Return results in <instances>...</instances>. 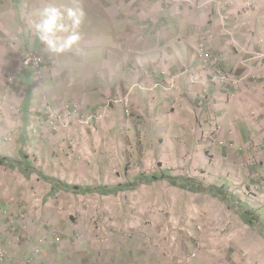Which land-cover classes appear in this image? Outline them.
Masks as SVG:
<instances>
[{
	"label": "crops",
	"instance_id": "1",
	"mask_svg": "<svg viewBox=\"0 0 264 264\" xmlns=\"http://www.w3.org/2000/svg\"><path fill=\"white\" fill-rule=\"evenodd\" d=\"M49 2L83 9L79 51L74 48L52 54L33 35L29 28L30 14ZM161 3V0H0V92L7 79L15 77L8 103L21 106L26 129L32 127L33 107L40 105L32 70L19 73L22 60L29 53L44 58L46 94L59 113L66 105L75 104L95 114L106 100L125 98L134 85L146 88L163 82V73L174 76L189 70L204 83L193 86L188 80L182 81L178 92L170 98L159 93L134 92L130 97L132 120L136 121L139 115L143 117L141 122L161 128V120L155 119L159 111L167 116L169 106L178 103L181 112L168 124V131L176 130L178 142L172 145L175 150L169 154H174L177 160L183 156L185 170L222 168L236 175L241 169L250 189L259 186L254 190L257 196H247L248 201L241 202L240 215L235 198L222 197V190H213L210 198L218 197L227 210L220 212L215 205L209 211L210 218L221 214L230 222L227 226L212 225L202 233L193 227L166 229L169 232L161 233L159 240L165 243L178 239L180 246L169 257L165 252L138 244L102 250L89 247L60 250L48 245L35 264H264V0H256L253 5L248 0H229V8L221 12L209 7L198 13L184 5L162 12ZM223 17L227 18L224 23ZM202 46L220 58L219 68L224 72L245 79L243 85L232 89L213 84L212 74L204 71L197 59ZM70 83L73 87L69 91ZM212 127L218 130L216 136L211 135ZM201 138L203 142L197 144ZM20 155L21 151L15 162L2 154L0 159L5 160L0 166L21 171L19 174L26 179L25 167L28 170L33 162ZM256 158L260 159L258 163ZM38 180L37 187L42 188L43 181ZM137 181L147 182L143 178ZM182 181L185 185L172 181L170 186L204 191L203 179ZM222 234L226 236L218 237ZM13 235V232L4 235L8 246L12 245L9 238ZM34 247L29 250L18 247L20 260H31ZM193 255L196 260L189 261Z\"/></svg>",
	"mask_w": 264,
	"mask_h": 264
},
{
	"label": "rangeland",
	"instance_id": "2",
	"mask_svg": "<svg viewBox=\"0 0 264 264\" xmlns=\"http://www.w3.org/2000/svg\"><path fill=\"white\" fill-rule=\"evenodd\" d=\"M188 1L191 4L186 5L193 13L209 7L218 12L229 8V0H218L223 2L220 8L209 5L210 0ZM248 1L250 5L256 2ZM226 20L223 17L221 21L224 23ZM151 86L146 88L150 89ZM72 87L73 83L67 85L69 91ZM7 88L6 85L0 95ZM36 88L40 105L33 107L32 112L35 114L31 115V126L38 128V135L31 134L30 126L23 128L20 105L10 102L0 111V157L3 154L6 159L12 158L18 162V152L21 151V158L33 162L28 170L25 167L26 179L19 174L21 171L0 166V235L5 239L7 232L14 234L9 238L13 246L7 245L11 264H29V261L20 260L18 247L29 250L35 246L36 240L44 237L50 246L60 250L73 247L102 250L138 244L150 250L165 252L169 257L180 246H172L170 240L165 243L159 240L162 238L161 233L169 232L166 229L193 227L202 233L212 225L227 226L230 222L221 214L218 218H210L209 211L215 205H218L220 212L227 210L218 197L210 198V190L212 193L213 190H222V197L228 195L231 199L235 198L240 215L241 202L248 201L247 196H257L254 190L259 186L250 189L241 169L236 175L235 172L226 173L222 168L217 171L185 170L183 156L177 160L174 154H169L175 150L172 145L178 142L176 130L168 131L169 122L176 120L181 112L176 102L169 106V118L162 116L159 111L155 119L161 120V128L141 122L143 117L139 115L136 121L132 117L127 119L121 109L112 108L98 126H95L96 123L92 128H85L79 122H73L67 130L55 131L50 126L51 116H62L67 108L76 109L80 115L93 114L75 104H68L62 112H56L48 99L46 88ZM177 92L173 90L169 94H159L170 98ZM108 100L98 113L104 112ZM45 102L50 106L45 105ZM47 108H50V112ZM150 116L147 118L150 119ZM168 133L172 135L171 138ZM168 141L169 144H166ZM202 142L203 138L197 139V144ZM39 146L40 149H36ZM259 161L256 158L255 163ZM152 177L155 179L150 183L137 181ZM38 178L43 181L40 184L42 188L37 187ZM195 178L203 179V192L207 194L196 192L195 189L188 191V186L184 190L170 186L172 181H181L179 183L182 186L185 185L182 180L191 181ZM123 186H127L128 191L121 190L110 195L84 192ZM75 189L79 192H74ZM22 212L28 214L25 221L19 219ZM27 235L31 240L23 242ZM222 236L226 234L218 237ZM5 242L10 244L6 239ZM193 258L194 255L189 261H195ZM31 264H35V261Z\"/></svg>",
	"mask_w": 264,
	"mask_h": 264
},
{
	"label": "built area",
	"instance_id": "3",
	"mask_svg": "<svg viewBox=\"0 0 264 264\" xmlns=\"http://www.w3.org/2000/svg\"><path fill=\"white\" fill-rule=\"evenodd\" d=\"M162 1V12H165L173 7L179 5L191 4L188 0H161ZM209 5H213L214 7H222L223 2H219L218 0H210ZM226 8V7H225ZM198 62L201 63L202 69L204 71L210 72L212 74L211 82L213 84L218 83L222 86H227L232 89H237L243 85L245 79L239 78L237 75L233 73H226L221 68H219V63H221L220 58H217L215 55L210 53L205 47H201L197 53ZM32 70L34 75L35 83L39 88H45V60L43 57L38 56L34 53H29L26 57L23 58L21 69L19 70L20 74H23L25 70ZM163 82L155 83L151 86V88H144L139 85H134L129 91L128 95L122 99H111L105 103L104 112L93 114V115H80L76 109L67 108L65 113L62 116H51V124L50 126L54 128L55 131H65L69 128L70 124L73 122H79L81 126L85 128H92L96 123H100L104 120L108 112L112 110V108H119L122 110L123 115L130 119L131 117V109H130V97L136 91H141L145 93H164L169 94L173 90L179 89V84L182 81H189L190 85H200L204 83V81L197 77L195 73H192L189 70H182L180 73L169 76L166 73H163ZM15 77H11L7 82V91L4 94L0 95V111H2L5 106L8 104L9 96L13 90V86L15 84ZM138 89V90H136ZM45 105L50 106L48 102H45ZM47 111L50 112V108H47ZM31 134L33 136L38 135V128H32ZM218 130L215 127H212V134L217 135ZM220 146H224V144H220ZM28 214L26 212H22L20 214L19 219L21 221H25L27 219ZM26 234V233H25ZM24 234V235H25ZM31 238L27 235L25 236L23 242L30 241ZM173 245L176 246L177 241L172 240ZM49 245L47 239L39 238L35 242V247L32 251V257L29 261V264L34 261H39L43 256V251L45 247ZM8 246L4 240V238L0 235V264H11L12 259L10 257V253L8 251ZM197 256L194 255L196 260Z\"/></svg>",
	"mask_w": 264,
	"mask_h": 264
},
{
	"label": "clouds",
	"instance_id": "4",
	"mask_svg": "<svg viewBox=\"0 0 264 264\" xmlns=\"http://www.w3.org/2000/svg\"><path fill=\"white\" fill-rule=\"evenodd\" d=\"M84 15L78 5L57 6L55 2H49L30 14L29 28L52 54H63L74 48L79 51Z\"/></svg>",
	"mask_w": 264,
	"mask_h": 264
},
{
	"label": "trees",
	"instance_id": "5",
	"mask_svg": "<svg viewBox=\"0 0 264 264\" xmlns=\"http://www.w3.org/2000/svg\"><path fill=\"white\" fill-rule=\"evenodd\" d=\"M4 160L5 159H0V163H2V164H4ZM155 178L154 177H152V178H143V180H145V181H147V182H152L153 180H154ZM172 185V184H171ZM183 188H185V187H183ZM189 188H192L191 186H189ZM128 187L127 186H123V187H120V188H111L110 190H102V189H99V190H92V189H90V190H85L84 192L85 193H99V194H101V195H110L111 193H113V194H115V193H118L119 191H121V190H123V191H128ZM192 189H195V191L197 192H199V193H206V192H203V190L202 189H199V188H197L196 189V187H193ZM199 189V190H198ZM74 192H79V190H74ZM208 193H210V194H213L212 193V191L210 190ZM221 193V192H220ZM216 197V196H215Z\"/></svg>",
	"mask_w": 264,
	"mask_h": 264
},
{
	"label": "bare ground",
	"instance_id": "6",
	"mask_svg": "<svg viewBox=\"0 0 264 264\" xmlns=\"http://www.w3.org/2000/svg\"><path fill=\"white\" fill-rule=\"evenodd\" d=\"M35 197V196H34ZM39 203V202H38ZM171 241V245H173V242H172V239L170 240ZM177 241V240H176ZM178 245V242L176 243V246Z\"/></svg>",
	"mask_w": 264,
	"mask_h": 264
}]
</instances>
